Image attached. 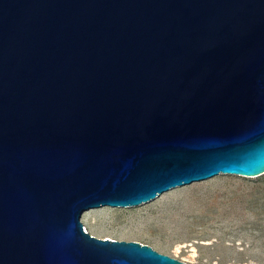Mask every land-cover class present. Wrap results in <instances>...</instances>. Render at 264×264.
Segmentation results:
<instances>
[{
	"label": "water",
	"instance_id": "water-1",
	"mask_svg": "<svg viewBox=\"0 0 264 264\" xmlns=\"http://www.w3.org/2000/svg\"><path fill=\"white\" fill-rule=\"evenodd\" d=\"M264 174V0H0V264H188L83 213Z\"/></svg>",
	"mask_w": 264,
	"mask_h": 264
},
{
	"label": "rangeland",
	"instance_id": "rangeland-1",
	"mask_svg": "<svg viewBox=\"0 0 264 264\" xmlns=\"http://www.w3.org/2000/svg\"><path fill=\"white\" fill-rule=\"evenodd\" d=\"M98 237L137 240L188 264H264V174L219 173L133 206L86 210Z\"/></svg>",
	"mask_w": 264,
	"mask_h": 264
},
{
	"label": "bare ground",
	"instance_id": "bare-ground-1",
	"mask_svg": "<svg viewBox=\"0 0 264 264\" xmlns=\"http://www.w3.org/2000/svg\"><path fill=\"white\" fill-rule=\"evenodd\" d=\"M221 173H226V172H221ZM235 174V173H234Z\"/></svg>",
	"mask_w": 264,
	"mask_h": 264
}]
</instances>
